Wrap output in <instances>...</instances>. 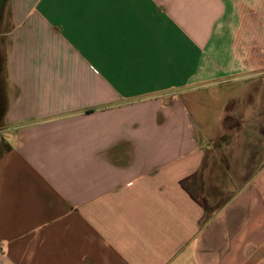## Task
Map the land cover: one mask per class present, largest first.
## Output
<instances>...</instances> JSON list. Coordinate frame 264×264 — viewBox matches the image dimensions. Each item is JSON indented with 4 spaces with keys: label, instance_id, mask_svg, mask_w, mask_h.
<instances>
[{
    "label": "crops",
    "instance_id": "crops-1",
    "mask_svg": "<svg viewBox=\"0 0 264 264\" xmlns=\"http://www.w3.org/2000/svg\"><path fill=\"white\" fill-rule=\"evenodd\" d=\"M6 4L0 264H264V153L220 206L193 193L244 98L233 1Z\"/></svg>",
    "mask_w": 264,
    "mask_h": 264
},
{
    "label": "rangeland",
    "instance_id": "rangeland-1",
    "mask_svg": "<svg viewBox=\"0 0 264 264\" xmlns=\"http://www.w3.org/2000/svg\"><path fill=\"white\" fill-rule=\"evenodd\" d=\"M233 8L229 14L234 25L235 39L239 55L248 66L246 77L230 81L227 94L238 93V83H245L243 101L239 99L229 103L222 133L205 150L202 172L216 174L215 184L204 183L199 191L193 193L208 207L220 206L239 186L244 184L257 169L256 153L247 170L242 169L248 161V147L252 145L255 152L264 153V0H232ZM9 8L6 4L0 31L9 28ZM228 21V18H227ZM234 21V22H232ZM229 22V21H228ZM7 44L0 37V78L3 75V53ZM1 79V80H2ZM250 162V161H248ZM213 166V168H212ZM215 168V169H214Z\"/></svg>",
    "mask_w": 264,
    "mask_h": 264
},
{
    "label": "trees",
    "instance_id": "trees-1",
    "mask_svg": "<svg viewBox=\"0 0 264 264\" xmlns=\"http://www.w3.org/2000/svg\"><path fill=\"white\" fill-rule=\"evenodd\" d=\"M9 146L2 140V141H0V156L2 155V154H4L6 151H8L9 150ZM248 161H250V162H248V161H246L245 160V163L242 165V169L243 170H247L248 169V167H250V163H251V161H252V158H253V156H255V149L252 147V145H250L249 147H248Z\"/></svg>",
    "mask_w": 264,
    "mask_h": 264
},
{
    "label": "water",
    "instance_id": "water-1",
    "mask_svg": "<svg viewBox=\"0 0 264 264\" xmlns=\"http://www.w3.org/2000/svg\"><path fill=\"white\" fill-rule=\"evenodd\" d=\"M5 4H6V0H0V17L2 15ZM0 119H1V107H0Z\"/></svg>",
    "mask_w": 264,
    "mask_h": 264
}]
</instances>
